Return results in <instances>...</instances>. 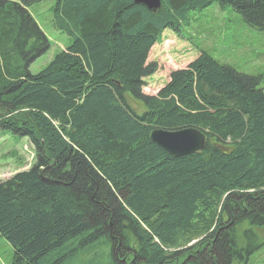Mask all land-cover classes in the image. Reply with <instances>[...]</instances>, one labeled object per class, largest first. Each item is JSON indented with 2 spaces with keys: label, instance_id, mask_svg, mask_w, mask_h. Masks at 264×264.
I'll return each instance as SVG.
<instances>
[{
  "label": "trees",
  "instance_id": "obj_1",
  "mask_svg": "<svg viewBox=\"0 0 264 264\" xmlns=\"http://www.w3.org/2000/svg\"><path fill=\"white\" fill-rule=\"evenodd\" d=\"M42 1L70 42L33 74L51 47L30 13ZM216 2L264 30V0H162L156 12L134 0H0V130L34 150L0 182L11 264L248 262L264 226V75L202 51L143 92L163 32ZM189 127L205 133L202 151L175 157L150 138Z\"/></svg>",
  "mask_w": 264,
  "mask_h": 264
},
{
  "label": "rangeland",
  "instance_id": "obj_2",
  "mask_svg": "<svg viewBox=\"0 0 264 264\" xmlns=\"http://www.w3.org/2000/svg\"><path fill=\"white\" fill-rule=\"evenodd\" d=\"M53 5L52 1H42L30 8L32 17L51 45L49 51L31 64L30 71L33 74L46 66L70 42L65 33L53 26ZM202 51L240 72L264 75V30L249 26L230 6L222 7L216 2L202 11L192 13L189 24L183 26L180 32L169 29L163 32L161 40L152 47L148 56V62H155L158 69L145 78L143 92L155 95L169 81L172 71L185 68ZM262 84L264 87V80ZM33 153V147L26 138L5 135L0 130V182L17 171L28 169L34 162ZM254 230L258 245L246 264H264V226ZM107 253L108 248H105L104 254ZM12 257L11 245L0 236V264H11Z\"/></svg>",
  "mask_w": 264,
  "mask_h": 264
},
{
  "label": "water",
  "instance_id": "obj_3",
  "mask_svg": "<svg viewBox=\"0 0 264 264\" xmlns=\"http://www.w3.org/2000/svg\"><path fill=\"white\" fill-rule=\"evenodd\" d=\"M135 3L156 12L162 6V0H134ZM151 140L172 156H186L202 151L206 143L204 132L196 128H185L175 131L155 129L150 135Z\"/></svg>",
  "mask_w": 264,
  "mask_h": 264
}]
</instances>
